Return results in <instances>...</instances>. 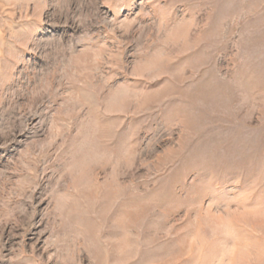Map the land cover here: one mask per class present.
<instances>
[{"label": "rangeland", "instance_id": "rangeland-1", "mask_svg": "<svg viewBox=\"0 0 264 264\" xmlns=\"http://www.w3.org/2000/svg\"><path fill=\"white\" fill-rule=\"evenodd\" d=\"M0 264H264V0H0Z\"/></svg>", "mask_w": 264, "mask_h": 264}]
</instances>
